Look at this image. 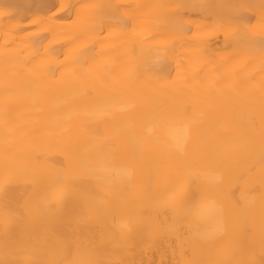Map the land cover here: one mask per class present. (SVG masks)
Wrapping results in <instances>:
<instances>
[{
	"label": "bare ground",
	"instance_id": "1",
	"mask_svg": "<svg viewBox=\"0 0 264 264\" xmlns=\"http://www.w3.org/2000/svg\"><path fill=\"white\" fill-rule=\"evenodd\" d=\"M241 2L257 25L262 0H0V259L7 233L64 264L92 249L184 264L199 232L215 238L196 259L235 261L245 245L259 264V39L248 49L215 27ZM101 164L130 175L97 178ZM198 168L220 179L189 181ZM173 194L183 227H147L175 218Z\"/></svg>",
	"mask_w": 264,
	"mask_h": 264
},
{
	"label": "snow or ice",
	"instance_id": "2",
	"mask_svg": "<svg viewBox=\"0 0 264 264\" xmlns=\"http://www.w3.org/2000/svg\"><path fill=\"white\" fill-rule=\"evenodd\" d=\"M42 5H36L41 7ZM61 8L65 7L63 5ZM71 7V6H68ZM103 7V6H99ZM229 11L220 16V23H217L215 27L223 28L226 33L231 30L233 32V40L237 45L246 47L248 49H256V41L259 39V71L262 74L260 81V141H261V160L264 162V0L260 5V15L257 25L246 24L243 20L244 13L251 11L255 6L245 3H234L222 6ZM11 19V15L8 16ZM120 23H124L121 19ZM257 28L259 31L257 32ZM242 29V30H241ZM227 38V36H226ZM159 55L166 54V49L158 50ZM252 61L249 60V63ZM254 79V77H251ZM187 144V129H185V136L176 138L174 144V150L177 153H183ZM93 175L97 178H117L123 181L130 175L128 169L118 167L114 165L101 164L98 168L92 170ZM188 179H196L202 184L212 187L220 179L211 168H198L188 174ZM152 198L156 199L162 195L160 192H149ZM169 203L175 210V218L170 222L150 223L147 225L149 228L160 229L169 233H177L180 228L183 227V220L185 219L182 213V201L178 194H173L169 197ZM213 236H208L204 233L192 232L189 238V247L193 253V258L184 261V264H257V261L253 259L254 250L248 246L241 245L238 249L240 258L235 261H213L206 262L195 258V251L198 245L205 241L214 239ZM4 259H0V264H64L63 261H57L54 259H42L37 256L34 250L27 247L21 241L11 240L6 233L4 243ZM115 249L99 251L92 249L91 257L86 260L73 261L71 264H123L122 261H113L107 257L112 255ZM261 259L259 264H264V241L261 243Z\"/></svg>",
	"mask_w": 264,
	"mask_h": 264
}]
</instances>
